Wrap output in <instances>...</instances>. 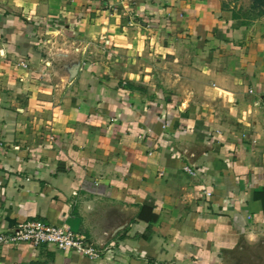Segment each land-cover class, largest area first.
Masks as SVG:
<instances>
[{
  "label": "crops",
  "instance_id": "crops-1",
  "mask_svg": "<svg viewBox=\"0 0 264 264\" xmlns=\"http://www.w3.org/2000/svg\"><path fill=\"white\" fill-rule=\"evenodd\" d=\"M0 139V234L99 252L0 264H264V0H0Z\"/></svg>",
  "mask_w": 264,
  "mask_h": 264
},
{
  "label": "built area",
  "instance_id": "built-area-1",
  "mask_svg": "<svg viewBox=\"0 0 264 264\" xmlns=\"http://www.w3.org/2000/svg\"><path fill=\"white\" fill-rule=\"evenodd\" d=\"M4 149V141L0 139V152ZM184 169L194 174L191 166ZM30 243L33 246L53 245L62 250H74L92 258L98 256V249L84 235L73 232L61 224H49L32 219L17 223L10 231L0 234V243Z\"/></svg>",
  "mask_w": 264,
  "mask_h": 264
},
{
  "label": "rangeland",
  "instance_id": "rangeland-1",
  "mask_svg": "<svg viewBox=\"0 0 264 264\" xmlns=\"http://www.w3.org/2000/svg\"><path fill=\"white\" fill-rule=\"evenodd\" d=\"M260 2H252L253 6L258 5Z\"/></svg>",
  "mask_w": 264,
  "mask_h": 264
}]
</instances>
